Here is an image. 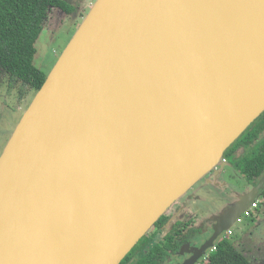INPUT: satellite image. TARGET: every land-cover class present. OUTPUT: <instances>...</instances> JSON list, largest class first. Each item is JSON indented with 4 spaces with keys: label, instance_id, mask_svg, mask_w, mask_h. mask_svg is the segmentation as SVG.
<instances>
[{
    "label": "water",
    "instance_id": "1",
    "mask_svg": "<svg viewBox=\"0 0 264 264\" xmlns=\"http://www.w3.org/2000/svg\"><path fill=\"white\" fill-rule=\"evenodd\" d=\"M263 112L264 0H96L0 155V264H120Z\"/></svg>",
    "mask_w": 264,
    "mask_h": 264
},
{
    "label": "trees",
    "instance_id": "2",
    "mask_svg": "<svg viewBox=\"0 0 264 264\" xmlns=\"http://www.w3.org/2000/svg\"><path fill=\"white\" fill-rule=\"evenodd\" d=\"M52 8L67 12L74 10L65 0H0V68L36 92L48 77L35 64L36 42ZM240 149L244 153L238 157L236 152ZM226 157L234 161L236 169L246 175L251 184L255 185L262 178L264 112L224 153ZM257 201L259 207L264 206V190ZM169 218L166 214L162 216L120 264H161L169 251H178L188 223L177 221L164 239L154 241ZM216 246L217 250L201 264H253L246 253L227 238H221Z\"/></svg>",
    "mask_w": 264,
    "mask_h": 264
},
{
    "label": "rangeland",
    "instance_id": "3",
    "mask_svg": "<svg viewBox=\"0 0 264 264\" xmlns=\"http://www.w3.org/2000/svg\"><path fill=\"white\" fill-rule=\"evenodd\" d=\"M69 1L76 7L79 6L77 14L73 18L68 19L61 16L62 20H59V14L55 10L51 11L52 17L46 21V24L43 26L42 32L36 42L38 51L35 58V64L39 68L43 69L47 74H49L56 65L62 52L72 40L73 36L77 32L78 27L88 12L91 10L96 0ZM36 93L37 92L35 90L20 81L13 82L6 71L0 68V155L3 151L2 149H4L9 142V139L19 121L33 101ZM233 162L234 161L231 160L230 164L226 166V169L223 168L224 171L222 170V173L217 179L215 178L216 176L214 178L212 177L214 185H209V179L206 178V190H211L212 192L217 193L221 198L224 197V199L229 200L225 202L226 205L224 206L225 203L219 200H213V202H211V198H204L206 203L211 202V205L209 204L207 206L210 207L209 209L213 214H216L209 218L211 222H215L222 218L226 214V207L228 204L233 202V204H235L237 199L241 196L240 192L242 191H236L235 188L241 187L244 181L242 180V174H240L239 171L236 172L234 170ZM202 181H204V178L194 185L188 191V193L183 198H181V200H179V202H177L166 214H170L173 210H176L180 201L182 202L189 192H191V190L199 187V183ZM217 182L226 185L216 186ZM231 186L235 187H233L235 192H231L229 189ZM228 193H230V196ZM192 207L193 209H197L196 204H192ZM210 211L208 210L207 213ZM252 212L253 213L251 216H242L241 221H238L233 225V234H228L226 232L223 237L228 238L236 247L237 241L242 240L241 246H239V248H242L241 250L246 253L250 261L253 264H263L264 218L263 220L261 219L260 223L255 228L254 222L259 217L258 213H262L259 215H264V206L252 210ZM189 214H192V211ZM199 215L202 216L201 213H199ZM203 215L206 217V214ZM204 220L209 222L206 219ZM210 254L211 252L208 253L207 257ZM203 260H205V258H203Z\"/></svg>",
    "mask_w": 264,
    "mask_h": 264
},
{
    "label": "flooded vegetation",
    "instance_id": "4",
    "mask_svg": "<svg viewBox=\"0 0 264 264\" xmlns=\"http://www.w3.org/2000/svg\"><path fill=\"white\" fill-rule=\"evenodd\" d=\"M65 1H67L71 6H73L74 10H72L71 12H67V11H64V10L59 9V8H52L51 11H54L55 10L59 14V17H60L59 20H62L61 19V16H63V18H67V19L68 18H73L77 14V12H78L79 6L76 7L69 0H65ZM51 11H50L49 18L52 17ZM45 24H46V22H45ZM7 74L13 80V82L18 81L16 79H13L9 73H7ZM236 153H237V156L239 157L240 155H242L244 153V151H243V149H240ZM224 162H225L224 167H219L218 168L219 170L221 168H222L223 171H224V169H226V166L228 164H230V162H231L230 157L224 158ZM222 170H221L220 174L222 173ZM234 170L236 172L239 171L240 174H242V180L244 181V183H242V186L241 187H237V188H235L234 186L229 187V189L231 190V192H235V189H236V191H242V192H240L241 193V196L239 198L237 197L238 199L235 202V203H237L239 200H241V198L246 193H248L249 191H251L258 184V182L260 180L255 185H253V184H251L249 182L247 176L244 175L240 170H237L235 166H234ZM236 174H238V173H236ZM215 175L216 174H215L214 171L210 172L204 178V181H202V182L199 183V187H196V189L191 190V192H189V194L186 196V198L183 199L182 202L180 201L179 206H177V209L176 210H173L170 214H166V215H169L170 216L169 221L165 224L163 230L160 231L159 234H156L155 235L154 241H159L161 239H164V237L172 230L173 226L175 225V223L177 221L184 222V223H188V226L184 230V238L182 240V244H181L179 250L176 251V252L169 251V253L167 254L168 255L167 258H165L161 262V264H183L184 261L186 259L190 258V256H192V254L195 252V250L198 247H200L213 234L214 228H215V226H217L218 221H215V222H211L210 221L209 218H211V216L213 217V215H216V214H213L210 211V209H209L210 207H208L207 205H209V204L211 205V202H213V200H219V201H221L223 203L229 201L228 199L227 200L224 199V197L221 198L217 193H214L211 190H206L205 189V186L207 185L206 178L207 179H210V178L212 179V177L214 178ZM231 185H232V183H231ZM246 188H247V190H246ZM243 192H244V194H243ZM260 193H259V196H260ZM228 194L230 196V193H228ZM204 198H211L212 200H211L210 203H206V200ZM177 202H179V201H177ZM201 202H203V203H201ZM192 204H196L197 205V209H193ZM225 205H226V203L224 204V206ZM231 205H232V203H229L228 206L226 207V210L230 209ZM208 210L210 211L209 213H207ZM191 211H192V214H189ZM199 213H201L202 216H200ZM203 214H206V217H204ZM174 217H179L180 219L175 220ZM204 219H206L209 222H206ZM239 219H241V217H239L238 220ZM238 220H237V222H238ZM256 226H257V224L254 225V228ZM227 233L228 234H233L234 232L232 231V228H231L230 230L227 231ZM250 234H252V233H250ZM223 235L219 238V240L223 237ZM223 238H226V237H223ZM164 242H166V241H164ZM217 242H216V244H217ZM241 242H242V240L237 241V244L236 245H237L238 248H239V246H241ZM239 249L241 250L242 248H239ZM202 261H203V259L201 261H199L198 264H201Z\"/></svg>",
    "mask_w": 264,
    "mask_h": 264
},
{
    "label": "built area",
    "instance_id": "5",
    "mask_svg": "<svg viewBox=\"0 0 264 264\" xmlns=\"http://www.w3.org/2000/svg\"><path fill=\"white\" fill-rule=\"evenodd\" d=\"M258 207H259V202L257 200H255L254 202L251 203V205L248 208L245 209V211L242 213V215L240 217L242 218V216H245V217L251 216L253 213L252 210L257 209ZM238 221H241V219H239ZM216 250H217V246L214 245L209 252L212 253ZM207 255L204 257L205 259H207L209 257V256L207 257Z\"/></svg>",
    "mask_w": 264,
    "mask_h": 264
},
{
    "label": "crops",
    "instance_id": "6",
    "mask_svg": "<svg viewBox=\"0 0 264 264\" xmlns=\"http://www.w3.org/2000/svg\"><path fill=\"white\" fill-rule=\"evenodd\" d=\"M3 150V149H2ZM257 200V199H256ZM259 214H262V213H258V219L257 220H255V223L254 224H259L260 223V221H261V219L263 220V218H264V215L262 216V215H259ZM178 219H180L179 217H177V220ZM218 221V220H217Z\"/></svg>",
    "mask_w": 264,
    "mask_h": 264
}]
</instances>
